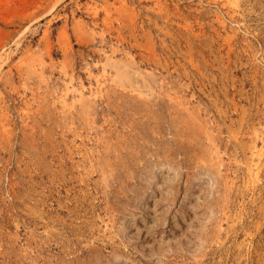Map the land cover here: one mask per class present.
<instances>
[{
  "label": "rangeland",
  "instance_id": "rangeland-1",
  "mask_svg": "<svg viewBox=\"0 0 264 264\" xmlns=\"http://www.w3.org/2000/svg\"><path fill=\"white\" fill-rule=\"evenodd\" d=\"M0 264H264V0H0Z\"/></svg>",
  "mask_w": 264,
  "mask_h": 264
}]
</instances>
